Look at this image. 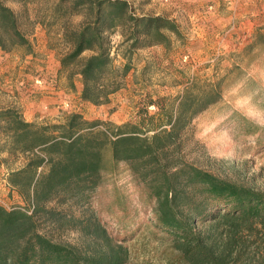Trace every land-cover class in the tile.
I'll list each match as a JSON object with an SVG mask.
<instances>
[{"label":"rangeland","instance_id":"rangeland-1","mask_svg":"<svg viewBox=\"0 0 264 264\" xmlns=\"http://www.w3.org/2000/svg\"><path fill=\"white\" fill-rule=\"evenodd\" d=\"M127 1L136 16L175 20L181 34L167 31L168 45L131 50L123 44L122 31L112 30L113 65L122 70L129 62L130 69L122 87L100 105L82 98L80 64L93 52L63 63L73 50L68 35L81 28L83 16L70 14L69 4L60 0H33L25 7L9 1L15 11L23 12L21 29L32 50L0 47V110L15 109L39 126L64 124L80 113L89 121L104 122L100 128L113 138L117 127L138 122L144 112L156 114L157 104L166 98L175 100L190 86L200 92L220 83L221 98L192 123L186 159L224 181L264 192V0ZM0 137L3 147L6 135L0 132ZM26 163L25 155L0 152V204L8 209H33L9 181L11 172ZM106 165L110 172L89 204L109 233L128 247L129 261L183 264L167 234L154 226L136 176L123 162L114 164L108 157ZM46 207L70 216L82 214L78 205H62L56 199ZM40 222L41 232L52 240L87 248L89 239L80 230L43 217Z\"/></svg>","mask_w":264,"mask_h":264},{"label":"trees","instance_id":"trees-1","mask_svg":"<svg viewBox=\"0 0 264 264\" xmlns=\"http://www.w3.org/2000/svg\"><path fill=\"white\" fill-rule=\"evenodd\" d=\"M9 1L25 7L33 0H0V47L32 50L21 29L23 12L15 11ZM60 2L69 4L70 14L83 16L81 28L67 34L73 50L63 63L93 52L81 62L79 73L84 81L82 98L94 104L109 102L130 69L129 62L122 70L113 65L112 30L122 31L123 44L131 50L168 45L167 31L181 34L173 19L136 16L127 0ZM221 94L220 83L200 92L190 86L181 97L156 103V114L144 112L138 122L117 127L113 138L100 128L104 122L89 121L80 113L70 115L64 124L39 126L15 109L0 110V132L7 139L5 146L0 143V152L27 158L9 181L33 206L29 213L0 204V264H132L128 247L109 233L89 204L110 172L108 157L114 164L125 163L143 186L153 224L167 234L179 262L264 264V192L224 181L186 159L194 119ZM54 199L78 205L82 214L70 216L47 208ZM41 217L80 230L89 239L87 248L46 236L40 230Z\"/></svg>","mask_w":264,"mask_h":264},{"label":"built area","instance_id":"built-area-1","mask_svg":"<svg viewBox=\"0 0 264 264\" xmlns=\"http://www.w3.org/2000/svg\"><path fill=\"white\" fill-rule=\"evenodd\" d=\"M33 209L31 211H29V213H32Z\"/></svg>","mask_w":264,"mask_h":264}]
</instances>
